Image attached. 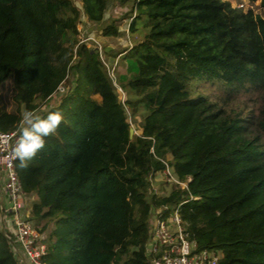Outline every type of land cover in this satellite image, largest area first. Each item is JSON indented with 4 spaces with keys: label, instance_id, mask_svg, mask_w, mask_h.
Returning a JSON list of instances; mask_svg holds the SVG:
<instances>
[{
    "label": "trees",
    "instance_id": "16d2710c",
    "mask_svg": "<svg viewBox=\"0 0 264 264\" xmlns=\"http://www.w3.org/2000/svg\"><path fill=\"white\" fill-rule=\"evenodd\" d=\"M107 1L81 0L82 12L103 36H118L117 19L104 20ZM119 1L134 4L123 17L129 28L144 15L148 31L109 52L133 67L114 84L98 50L79 42L72 0H0V87L13 84L0 130L40 102L42 116L63 115L28 168L16 162L24 191L37 196L31 215L56 226L44 239L45 264H149L151 211L181 199L190 236L221 250L219 264H264V0L263 14L228 0ZM69 73L73 84L47 104ZM193 79L218 94L192 95ZM169 153L171 165L188 166L175 172L190 176L188 190L158 197L149 178ZM0 264H18L1 230Z\"/></svg>",
    "mask_w": 264,
    "mask_h": 264
},
{
    "label": "built area",
    "instance_id": "2783aa9c",
    "mask_svg": "<svg viewBox=\"0 0 264 264\" xmlns=\"http://www.w3.org/2000/svg\"><path fill=\"white\" fill-rule=\"evenodd\" d=\"M242 6V3L238 5ZM102 60L109 72L103 57ZM109 75L116 84L113 74L109 72ZM21 126L22 120L12 130H0V192L4 198L0 204V230L18 264H45L47 244L39 229L26 217L30 211L28 201L31 196L23 189L16 170L17 161L12 157V146ZM161 161L164 167L149 178L151 194L157 193L153 185V180L157 178L170 187L188 190L190 176L181 180L167 158ZM187 200L181 199L174 204L163 203L152 209L145 243L149 264H219L221 250L199 248L197 241L190 236L188 223L181 215V207Z\"/></svg>",
    "mask_w": 264,
    "mask_h": 264
},
{
    "label": "rangeland",
    "instance_id": "374dc122",
    "mask_svg": "<svg viewBox=\"0 0 264 264\" xmlns=\"http://www.w3.org/2000/svg\"><path fill=\"white\" fill-rule=\"evenodd\" d=\"M74 4L81 10V16L79 19V22L77 24L78 28V40L79 42H85L92 50L97 49L99 54L102 55L105 63L109 66V72L110 74H113L115 79H118V76H128L130 71H133V67L129 66V63L123 62L124 59H120L117 63L118 59L113 60V58L109 55L110 51H116V50H122L127 47H131L138 41H140L144 34L147 33L148 28L145 27V16L140 15L139 18L136 19L135 22V30L132 31L129 28V22L131 20V17L123 18L126 14V12L129 11L130 7L134 5L132 1L121 4L119 0H108L107 6L104 12V20H109L110 18L117 19L119 26H120V33L118 36H103L100 31L98 30L99 26L93 25V23L89 22L82 12V4L81 0H72ZM232 6H238L240 3L243 4L242 9L246 11L248 8L252 9L254 14H263L262 8L259 6L260 0H228ZM134 14V13H133ZM133 16V15H132ZM109 57V58H108ZM113 67V69H112ZM113 70V71H112ZM73 84V75L69 73L63 84H60L57 88V90L52 94L50 99L47 101V104H54L61 100V97L64 93V91L68 88L69 85ZM12 88L13 84L11 80L6 81L2 87H0V105L5 107L6 109H11L12 104ZM189 88L191 89L192 95H196L197 93L207 94L211 97H215L218 92L216 90V87L211 86L210 84H204L202 82H194V79L191 80L189 83ZM117 92H118V98L123 101L126 98V92L117 86ZM249 103V101H248ZM250 104V103H249ZM39 105V106H38ZM242 105V103H241ZM38 108L36 110L39 111L40 109H44V105H42V102L37 104ZM126 114H127V120L128 122L131 121L129 110L125 108ZM25 112L23 107H21L20 113H21V120L22 115ZM141 115H137L136 122L132 121L130 123V128H132V134L131 138H134L136 135L140 134V124ZM23 123V121H22ZM171 159L169 160V162ZM174 172H186L188 170V166L186 164H172L171 165ZM158 179V178H157ZM161 180V179H160ZM153 185L157 193H155L158 197L163 196L165 194H168L170 192V187L167 183L164 181H158L156 182L153 180ZM37 200V196H32L29 198L28 201V208L31 210V205ZM28 214L26 217L31 220V222L34 223V225H37L41 229L42 237L49 238V234L52 230L55 229L54 221H36V219L31 215L30 211L27 212ZM55 239V237L53 238ZM52 239V240H53ZM46 244L47 241L45 240ZM66 244H61L59 249L64 254L66 252ZM68 250V246H67ZM67 255V253H66ZM68 258V256H67Z\"/></svg>",
    "mask_w": 264,
    "mask_h": 264
},
{
    "label": "clouds",
    "instance_id": "9594fccd",
    "mask_svg": "<svg viewBox=\"0 0 264 264\" xmlns=\"http://www.w3.org/2000/svg\"><path fill=\"white\" fill-rule=\"evenodd\" d=\"M62 120L60 111H49L43 116L33 110L23 113V123L12 146V157L19 168H28L29 162L45 147L46 138L56 133Z\"/></svg>",
    "mask_w": 264,
    "mask_h": 264
},
{
    "label": "crops",
    "instance_id": "0c3cea01",
    "mask_svg": "<svg viewBox=\"0 0 264 264\" xmlns=\"http://www.w3.org/2000/svg\"><path fill=\"white\" fill-rule=\"evenodd\" d=\"M141 131V130H140ZM167 159L168 160H170V159H172V155L169 153V154H167ZM155 181L156 182H158V181H161L159 178L158 179H155ZM170 187V186H169ZM171 189H170V192H171V190H172V187H170ZM170 192H168V193H170ZM2 192H0V204H2L3 202H4V198H3V196H2V194H1ZM29 195V194H28ZM35 194H30V196L32 197V196H34ZM36 196V195H35Z\"/></svg>",
    "mask_w": 264,
    "mask_h": 264
},
{
    "label": "water",
    "instance_id": "95a60500",
    "mask_svg": "<svg viewBox=\"0 0 264 264\" xmlns=\"http://www.w3.org/2000/svg\"><path fill=\"white\" fill-rule=\"evenodd\" d=\"M131 134H132V128H130V136H131Z\"/></svg>",
    "mask_w": 264,
    "mask_h": 264
}]
</instances>
